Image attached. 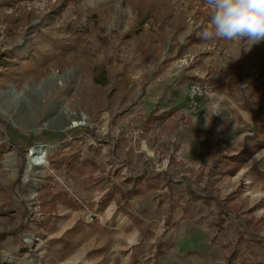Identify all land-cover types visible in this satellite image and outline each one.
I'll list each match as a JSON object with an SVG mask.
<instances>
[{"label":"rangeland","instance_id":"374dc122","mask_svg":"<svg viewBox=\"0 0 264 264\" xmlns=\"http://www.w3.org/2000/svg\"><path fill=\"white\" fill-rule=\"evenodd\" d=\"M211 14L206 0H0V264H264V41L203 39ZM68 112L88 124L64 128ZM47 191L77 204L44 223Z\"/></svg>","mask_w":264,"mask_h":264},{"label":"clouds","instance_id":"9594fccd","mask_svg":"<svg viewBox=\"0 0 264 264\" xmlns=\"http://www.w3.org/2000/svg\"><path fill=\"white\" fill-rule=\"evenodd\" d=\"M211 18L202 33L205 40L264 41V0H206ZM208 120V115H207Z\"/></svg>","mask_w":264,"mask_h":264},{"label":"trees","instance_id":"16d2710c","mask_svg":"<svg viewBox=\"0 0 264 264\" xmlns=\"http://www.w3.org/2000/svg\"><path fill=\"white\" fill-rule=\"evenodd\" d=\"M141 179H143V178L139 177V178L134 179V181H141ZM140 190H141V187H136L134 185V186H132V188L130 190H128L126 192L119 190V194H120L121 199L127 204L128 201L133 196H138L140 194H144L145 191H140ZM187 194L190 195L191 199L204 200V201L208 202V199H207V198H209L208 196L197 194L193 190H190V189L187 190ZM40 195H41L42 207H44V208L46 207L44 214L49 215V217L44 220V223L49 222L50 218H52V213L55 212V210H56V202L58 200H61V202H63V204H68V205H72V206L77 204L74 200L69 198L67 193H60L59 195H57V194L52 195L47 191V192L40 193ZM50 198H52V199H50ZM181 201H185V196L180 197V202ZM123 211H124V214H126L128 217H130L133 221L136 222V224L139 226V229L141 230L142 229V221L139 218H137L135 215H133L131 212H129L125 209ZM224 214H226V213L222 212L223 216H224ZM222 223H223V219H220V224H222ZM157 247H158V249H157L158 254L157 255H159V256L163 255L164 253L162 251V246L159 244ZM134 253H135V250L133 251V254Z\"/></svg>","mask_w":264,"mask_h":264},{"label":"bare ground","instance_id":"6f19581e","mask_svg":"<svg viewBox=\"0 0 264 264\" xmlns=\"http://www.w3.org/2000/svg\"><path fill=\"white\" fill-rule=\"evenodd\" d=\"M58 84H62L61 82H59ZM2 113V112H1ZM68 116L71 117V119L68 121H72L71 124L69 125H65L64 128H72V127H76L78 125H83V124H88L86 118H80V121H77L76 117L72 112H68ZM34 151H32V153L29 155L30 158H29V162L27 164V167H26V172L23 176V179L25 182L29 181V180H32L33 178H35L34 176L36 174H42V171L44 169V165L46 164V154L48 151H53L54 148H43L41 151L40 150H35L33 149ZM10 162V161H9ZM34 196L33 195H28L27 196V199L28 200H31L33 199ZM34 210V209H33ZM30 239V238H29ZM6 258H8V255L6 256Z\"/></svg>","mask_w":264,"mask_h":264},{"label":"built area","instance_id":"2783aa9c","mask_svg":"<svg viewBox=\"0 0 264 264\" xmlns=\"http://www.w3.org/2000/svg\"><path fill=\"white\" fill-rule=\"evenodd\" d=\"M204 95L200 85H192L188 94L189 107L192 110L197 109L199 106V99Z\"/></svg>","mask_w":264,"mask_h":264},{"label":"crops","instance_id":"0c3cea01","mask_svg":"<svg viewBox=\"0 0 264 264\" xmlns=\"http://www.w3.org/2000/svg\"><path fill=\"white\" fill-rule=\"evenodd\" d=\"M241 117L244 119V120H246V121H248L247 120V118L241 113ZM253 124V123H252ZM255 135H257L254 131L251 133V136L253 137V139L254 138H256V136ZM250 139V138H249ZM253 139H251V140H253ZM238 140L242 143V146L239 148V150H241L242 149V151H244L245 150V148H247V143H246V141H245V137H243V138H238ZM237 141V140H236ZM250 142V140L248 141V143ZM126 215V214H125ZM127 216V215H126ZM130 218V217H129ZM136 249V248H135ZM134 251V250H133ZM132 254H133V252H132Z\"/></svg>","mask_w":264,"mask_h":264},{"label":"water","instance_id":"95a60500","mask_svg":"<svg viewBox=\"0 0 264 264\" xmlns=\"http://www.w3.org/2000/svg\"><path fill=\"white\" fill-rule=\"evenodd\" d=\"M79 118H81V119H82V118H83V117H82V115H80V116H79ZM71 122H72V121H70L68 124L70 125V124H71ZM37 147L39 148V147H42V146H41V145H37V146H36V148H37ZM32 188H33V194L35 195V194H36V192H37V191H38V189H39V184H37L36 186H33ZM31 195H32V193H31ZM34 195H33V196H34Z\"/></svg>","mask_w":264,"mask_h":264}]
</instances>
